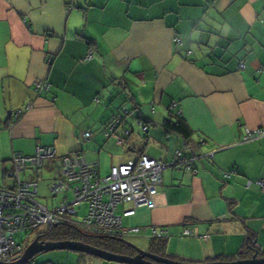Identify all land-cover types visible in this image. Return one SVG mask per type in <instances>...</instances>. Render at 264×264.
<instances>
[{
	"label": "crops",
	"instance_id": "obj_1",
	"mask_svg": "<svg viewBox=\"0 0 264 264\" xmlns=\"http://www.w3.org/2000/svg\"><path fill=\"white\" fill-rule=\"evenodd\" d=\"M66 1L0 0V187L13 184V154L38 146L98 162L102 173L142 153L168 162L195 153L192 167L163 169L154 207L125 216L132 203L117 206L121 226L139 228L125 240L152 251L156 228L161 256L263 257L264 0H75L70 11ZM125 100L147 130L121 143L105 130ZM176 113L188 141L163 125ZM247 129L262 133L243 139Z\"/></svg>",
	"mask_w": 264,
	"mask_h": 264
},
{
	"label": "built area",
	"instance_id": "obj_2",
	"mask_svg": "<svg viewBox=\"0 0 264 264\" xmlns=\"http://www.w3.org/2000/svg\"><path fill=\"white\" fill-rule=\"evenodd\" d=\"M35 86L40 92L49 89L46 81L38 80ZM261 131L247 129L243 139L261 135ZM83 136L90 137V132L85 131ZM45 158H53L56 162L48 185L51 196L66 192L62 202L52 208L37 199L38 179H23L20 175L25 165L38 166ZM10 162L7 174L13 179V184L0 187V262H13L24 252L27 245L15 240L16 233L37 236L65 220L90 234L125 237L137 232V227L121 226L116 208L123 202L132 203V207L123 211L127 216L134 214L137 206L154 207L163 169L169 165L160 158L142 154L135 160L113 164L107 173H102L98 162H87L78 154L56 156L52 147H37L33 155L17 152ZM186 167L190 168L187 162ZM257 184L264 191V181L259 179ZM82 205L87 208L86 215L77 220L74 216ZM185 232L189 233L188 230ZM152 235L163 237L165 230L153 228Z\"/></svg>",
	"mask_w": 264,
	"mask_h": 264
},
{
	"label": "trees",
	"instance_id": "obj_3",
	"mask_svg": "<svg viewBox=\"0 0 264 264\" xmlns=\"http://www.w3.org/2000/svg\"><path fill=\"white\" fill-rule=\"evenodd\" d=\"M66 7H67V10H69V11L72 10L73 8H75L76 7L75 0H67L66 1ZM178 39H179V41H178ZM174 41L176 44H179L180 38L174 37ZM130 112H131V107L127 104V101L125 100V102L121 106L120 110H118V112H116V114L113 115L111 121L109 122V124L106 127V130H108L111 127L108 135H106L107 137L113 136L121 143H126L128 141V139L130 138V136L134 130V127L132 125L127 124V122H126V116ZM16 114H18V113H16ZM134 119L137 122L138 126L141 127V131L145 132L147 130V126L144 123V121H142L139 116L134 117ZM125 124L128 125V127H125ZM163 125L168 131H170V132L172 131V132L179 134L183 138L184 141H188L189 138L191 137L192 130L188 126V124L185 121V119L183 118V116H181L179 113H176L174 115L173 119L167 118L164 121ZM119 128H121L124 133L118 134L117 130ZM38 147H41V146H38ZM15 153H17V152H15ZM33 154H22V155H33ZM142 154H144V153H142ZM142 154H140L137 158H139ZM197 158H199V155H195V153H193V155L191 154V156H185L182 154L181 150H179V152L177 153L176 161H174V162L165 161V162L169 163V165H172V166L176 165L177 167L180 164L183 166H186V162H187L190 165V167H192V163ZM132 160H135V159H132ZM10 161H11V159H10ZM43 167L49 168L48 173H49L50 177L48 179L49 180L48 184H47V187H48V185L51 182V179L53 177L54 170L56 169V162L53 158H45L42 161V163L38 166H31L29 164L25 165V167L21 170V172L24 170H27V169H32V170H34L36 168L42 169ZM20 175H21V173H20ZM65 194H66V192H62V193H58L56 196H52V197H57L59 195H63L62 198H64ZM83 206L84 205H82V207ZM82 207H81V210H79V212L77 213L78 216L82 212ZM86 211H87V208H86ZM85 215H86V213L84 212L82 218ZM78 216L76 217V219L82 220V218L80 219V218H78ZM38 237L40 239H43L44 241H59V240L81 241V242L93 245L95 247L105 249V250L113 252V253L123 254V255H134L136 253L134 247L125 240V237H120L117 235L90 234V233L84 231L82 229V227H80L76 224L70 223L67 220L62 221L61 223H59L56 226L48 229L47 231L39 233V235H37L36 238L38 239ZM164 239L165 238H158V237L152 238V240L150 241V247L152 249V252L157 253L159 255L164 254V242H163ZM249 248L253 249L254 246L250 245ZM240 257H245V256L242 254V255H240Z\"/></svg>",
	"mask_w": 264,
	"mask_h": 264
},
{
	"label": "water",
	"instance_id": "obj_4",
	"mask_svg": "<svg viewBox=\"0 0 264 264\" xmlns=\"http://www.w3.org/2000/svg\"><path fill=\"white\" fill-rule=\"evenodd\" d=\"M129 244L134 247L136 251L135 255H123L113 253L81 241H38L36 238L27 245L24 252L17 260L13 262H0V264H29L38 254L56 249H67L77 252L88 253L99 258L105 259L107 261H114L126 264H264V256L259 257L257 256V253L253 254L250 258L247 259H235L229 261L190 262L161 256L150 250L141 249L133 245L132 243Z\"/></svg>",
	"mask_w": 264,
	"mask_h": 264
},
{
	"label": "rangeland",
	"instance_id": "obj_5",
	"mask_svg": "<svg viewBox=\"0 0 264 264\" xmlns=\"http://www.w3.org/2000/svg\"><path fill=\"white\" fill-rule=\"evenodd\" d=\"M133 112L135 113L137 111H133ZM133 112L131 111L126 116V122L127 124L132 125L135 131L141 130V127L138 126L137 122L135 121L133 117L135 115ZM47 175H49L48 172H46L45 175L42 176L41 179L39 180L37 199L42 204L46 205L49 208H52L62 202L63 195H59L57 197H52L50 195V192L47 187V184L49 181L48 179H46ZM119 208H120V205H119ZM84 212L86 213L85 205L82 207V212L80 213V215L79 216L75 215L74 218L78 216V218L81 219ZM47 230L48 229H45L44 231H47ZM35 236L36 234H31V235L26 236L25 233H16L15 240H17L18 242H21L24 246H26ZM40 241H44V240L41 239ZM126 241L130 242V240H127V239ZM130 243L135 244L138 247L141 246L132 241ZM69 255H75V257L69 256ZM78 257H80L81 259H79ZM87 257H91L94 261H98V262L100 261L99 263H103V264H125V263H120V262L107 261L105 259L99 258L97 256H94L88 253H83V252L80 253V252H75V251L67 250V249H60V250L56 249V250H51V251L40 253L31 261L30 264H36V263L38 264H85L84 263L85 261L87 264L88 263Z\"/></svg>",
	"mask_w": 264,
	"mask_h": 264
},
{
	"label": "clouds",
	"instance_id": "obj_6",
	"mask_svg": "<svg viewBox=\"0 0 264 264\" xmlns=\"http://www.w3.org/2000/svg\"><path fill=\"white\" fill-rule=\"evenodd\" d=\"M127 236H128V235H127ZM127 236H125V238H126ZM27 245H28V244H27ZM26 247H27V246H26ZM26 247H25V248H26ZM29 264H30V263H29Z\"/></svg>",
	"mask_w": 264,
	"mask_h": 264
},
{
	"label": "flooded vegetation",
	"instance_id": "obj_7",
	"mask_svg": "<svg viewBox=\"0 0 264 264\" xmlns=\"http://www.w3.org/2000/svg\"><path fill=\"white\" fill-rule=\"evenodd\" d=\"M39 239H40V238H38L37 240L40 241L41 239H40V240H39ZM135 254H136V253H135Z\"/></svg>",
	"mask_w": 264,
	"mask_h": 264
}]
</instances>
